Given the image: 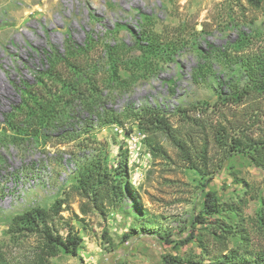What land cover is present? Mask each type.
<instances>
[{"label":"rangeland","instance_id":"rangeland-1","mask_svg":"<svg viewBox=\"0 0 264 264\" xmlns=\"http://www.w3.org/2000/svg\"><path fill=\"white\" fill-rule=\"evenodd\" d=\"M63 10H74L71 25L62 17ZM51 17L58 19L54 26L57 39L41 23ZM149 19L155 21L158 32L180 25L190 31L185 48L171 57L154 58L151 68L149 57L136 43V34ZM27 24L40 30L41 44H15L14 36ZM204 28L206 34L198 33ZM194 29L197 33L191 34ZM25 31L32 36L30 28ZM243 32L254 36L258 45L264 44V2L254 9L248 0H0V77L10 95L0 105V243L7 252L27 264L26 256L37 246L35 237L13 241L9 226L14 215L34 206L48 208L57 198L68 197L69 205H64L67 207L56 219V226L66 237L69 222L83 242L78 255L61 253L51 258L52 264H163L169 254L200 255L194 241H183L190 236L208 191H216L224 200L243 196L245 186L234 171L254 182L259 195L264 196V169L246 152L229 155L218 172L204 177L180 160L168 140L161 139L169 157L154 158L135 121L127 120L124 126L101 123L80 104H74L73 124L57 128L45 145L41 141L13 144L6 138L9 132L2 129L5 114L22 100L25 84L37 80L55 50L62 52L67 45L87 42L100 45L97 58L106 75L110 62L103 45L125 43L127 59L138 66L139 75L127 88L105 80L100 89L102 104L118 112L152 106L172 114L177 123L179 108L201 106L203 101L214 104L222 90L247 83L244 67L227 64L219 54L210 58L212 71L206 80L193 79L201 51L209 48L208 40L221 49L236 46ZM147 67L149 71L143 75ZM130 73L121 69L123 78H129ZM211 114L214 118L218 115ZM229 118H233L231 113ZM93 158H102L113 167L123 162L127 192L119 202H106L102 209L93 206L85 215L80 206L86 199L73 185L78 183L81 167ZM261 206V199L252 200L245 214L257 217ZM143 209L149 212L145 217ZM73 212L84 220L75 218ZM239 218L223 211L211 220L235 223ZM240 241L235 237L232 245ZM210 260L207 257L205 262Z\"/></svg>","mask_w":264,"mask_h":264},{"label":"trees","instance_id":"trees-1","mask_svg":"<svg viewBox=\"0 0 264 264\" xmlns=\"http://www.w3.org/2000/svg\"><path fill=\"white\" fill-rule=\"evenodd\" d=\"M263 2L248 0L254 9H259ZM149 20L136 34V43L141 53L149 57L151 68L154 58L171 57L185 48L190 31L180 25L158 32L155 21ZM204 29H194L191 34L197 31L206 34ZM207 44L209 48L201 51V61L193 72L195 82L206 80L211 73L209 60L214 54L221 55L227 64H241L248 81L242 87L235 84L231 91L219 92L214 104L203 101L201 106L179 108L177 123H174L172 114L152 106L118 112L102 104L100 89L106 84L105 80L127 88L137 79L138 66L135 61L127 59L125 43L101 45L110 62V72L106 75L97 58L100 45L87 42L67 45L62 52L55 50L37 80L25 84L22 100L5 114L2 129L9 132L6 138L13 144L41 141L45 145L57 128L73 124L74 104H80L89 114L97 115L101 123L124 126L127 120L135 121L154 158L169 157L161 139L168 140L176 148L180 160L204 177L218 172L227 157L235 152H246L257 166L264 169V44L258 45L254 36L244 32L236 46L221 49L209 40ZM149 68L142 72L143 75ZM121 69L130 71V77L123 78ZM211 113L218 115L214 118ZM229 113L233 118H229ZM233 174L245 186L243 196L238 200H224L216 191H208L203 207L194 219V228L183 241H194L201 249L200 255L169 254L164 256L163 264H264V196L259 195L254 182L239 176L238 171ZM127 178L123 162L113 167L102 158H93L81 167L78 183L73 185L74 191L86 199L80 206L81 213L87 215L93 206L102 209L106 202L111 205L124 199ZM259 199L262 200L259 215L247 216L245 209L249 203ZM68 201V197L57 198L48 208L34 206L13 216L9 226L13 241L18 242L22 237L36 239L35 250L26 256L27 264H52L51 258L61 253L78 255L83 238L69 222L66 237L56 226V219L66 209L67 205H64H69ZM223 211L236 213L240 218L235 223L211 220L212 216ZM148 214L147 209L142 210L143 217ZM73 215L80 221L84 220L76 212ZM235 237L241 241L232 245ZM109 243L112 244L110 238ZM207 257L211 259L209 262H205ZM0 264L22 262L0 243Z\"/></svg>","mask_w":264,"mask_h":264},{"label":"bare ground","instance_id":"bare-ground-1","mask_svg":"<svg viewBox=\"0 0 264 264\" xmlns=\"http://www.w3.org/2000/svg\"><path fill=\"white\" fill-rule=\"evenodd\" d=\"M134 1H131V3H133ZM73 3V2H72ZM78 4V3H77ZM72 6V5H71ZM67 7V6H66ZM74 7V6H73ZM74 10H70V11H62V17L67 21V23H69L70 25L72 24V19L74 17ZM46 18V17H45ZM42 25L44 27V29L48 30V34L53 37L54 39H57V32L55 31V28L57 26L58 23V19L57 18H53L51 17L50 21L46 20H42ZM84 23V22H83ZM40 24V23H39ZM55 26V28H54ZM22 28V27H21ZM25 28V27H24ZM30 28L32 30V36H30L25 29ZM25 29H21L18 32V36H14V42L15 44H17V46H21L23 44H41L42 39H41V32L40 30L37 28L36 25L34 24H27V27ZM10 95L3 83V80L0 77V105L1 102L3 101V99H7L9 98Z\"/></svg>","mask_w":264,"mask_h":264}]
</instances>
